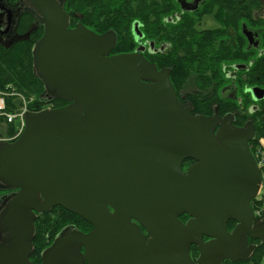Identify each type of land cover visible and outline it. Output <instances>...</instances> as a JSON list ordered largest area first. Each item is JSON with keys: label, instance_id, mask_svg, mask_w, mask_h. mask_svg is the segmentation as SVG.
<instances>
[{"label": "water", "instance_id": "1", "mask_svg": "<svg viewBox=\"0 0 264 264\" xmlns=\"http://www.w3.org/2000/svg\"><path fill=\"white\" fill-rule=\"evenodd\" d=\"M64 1L32 0L46 25L33 47L34 73L47 101L68 104L28 111L21 135L0 143V189L14 190L1 197L0 264H32L35 219L56 206L93 229H64L41 264L250 258L257 245L249 237L264 244V220L255 221L252 207L262 182L249 147L253 122L236 127L231 113L194 114L169 68L158 70L139 52L109 55L116 32L69 28ZM133 30L138 38L136 22ZM247 91L264 97L261 88ZM188 159L196 163L186 172ZM183 214L191 216L185 223ZM230 220L237 222L231 231Z\"/></svg>", "mask_w": 264, "mask_h": 264}, {"label": "trees", "instance_id": "2", "mask_svg": "<svg viewBox=\"0 0 264 264\" xmlns=\"http://www.w3.org/2000/svg\"><path fill=\"white\" fill-rule=\"evenodd\" d=\"M72 3V0L67 1V9H72ZM76 4L75 8L82 12L83 18L81 21L86 26L98 32H104L109 29L117 32L119 41L114 52L120 53L134 49L135 41L131 34V26L135 20L143 22L146 27L144 29L145 35L148 38H153V30L148 25L152 18L149 9L154 5V0H95V16H92L90 11H88L89 0H80ZM220 48L211 44L204 48L199 46L182 47V49H177L178 51H183L177 54L175 61L168 60L167 56L161 58L160 61L150 56L149 61L155 62L159 68L173 67L174 73L177 74L176 77H180V82L182 83L191 79V83L194 86L206 85L207 89H203L201 93L197 92L191 95L194 113L211 115L215 107H218V113L221 116L235 111L238 114L236 124L244 125L248 121H252L256 137H264V98L257 103L249 93L244 91L253 85V81L248 75V68L240 73L238 98H230L220 93L225 81L222 67L227 62L234 61L232 58L222 59L221 56L217 58L214 54L222 51L225 54L224 50L228 49L224 47L221 51L219 50ZM32 49L33 44L26 41L18 43L12 48H5L0 44V94L6 95L7 112L19 109L21 106L19 94L28 99H33L29 104L31 111H41L49 106L48 102L43 100L42 97L45 90L44 84L33 70ZM239 53L238 60H235V62L247 64L249 58L246 56L245 50L240 48ZM170 77L172 79V74ZM258 84L264 86V77H262L260 82L258 81ZM52 102L54 104L52 108H59L68 103L60 99H54ZM255 105L259 107V110L253 112L252 108ZM16 130L17 126L15 123H8L5 117L0 116V135H13ZM252 142L251 140L250 144ZM11 191V189H0V196ZM262 202L254 199L252 202L253 208L255 209ZM187 217V215H182L180 218L185 219ZM34 224V249L31 255L33 264L41 263L42 251L49 247L64 229L76 227L82 232H89L93 228L82 217L62 206L53 207L38 215ZM227 225L229 230H231L235 226V222L229 221ZM191 251L193 257L199 255L197 246L193 245ZM263 258L264 244L257 246L253 255L246 260H226L223 264H261Z\"/></svg>", "mask_w": 264, "mask_h": 264}, {"label": "flooded vegetation", "instance_id": "3", "mask_svg": "<svg viewBox=\"0 0 264 264\" xmlns=\"http://www.w3.org/2000/svg\"><path fill=\"white\" fill-rule=\"evenodd\" d=\"M67 1L68 0H65L63 5L66 14L70 17L69 28H75L79 23L85 25L81 21L83 18L82 12L75 8L77 6L76 3L80 0H72L73 3L71 10L67 9ZM181 1L182 0H176V2L175 0H154V5L149 9L152 18L148 25L153 30V38H148L145 35V24L140 20H135L131 26V34L135 41L134 49L117 53L114 52V48L109 55L139 52L148 60L150 56L158 61L167 56L168 60L175 61L177 54H180V52L183 51H178L177 49H182V47L199 46L204 48L208 44H211L217 46V48L221 47L219 49L221 51L222 48L225 47L228 48L224 50L225 54L223 51L214 54L217 58L221 56L222 59L232 58L234 60L232 62H227L222 67V74L225 75V81L220 91L221 95L230 98H238L237 96L240 90L239 76L241 71L243 72V70L247 68L248 75L253 81V85L249 86L247 89L258 87L264 90V86L258 84V81L260 82L262 77H264V65H262V63H264V0H185L190 4L188 7H183ZM95 5V0H89L88 11H90L92 16L96 15ZM38 11L39 10L32 0H0V44L5 48H12L16 44L26 41L32 43L34 47L35 43L45 34L46 31L45 22L40 19V13ZM75 20L76 22L74 23ZM135 22L139 27L140 36L138 38L134 35L133 30ZM86 27L89 28L88 26ZM91 30L94 31L93 29ZM109 31L115 30L109 29L104 32H94L105 34ZM118 41L117 34V43ZM240 48L245 50V54L249 58L247 64L235 62L240 55ZM153 64L157 66L158 70L163 68L170 69V76L172 74V79L171 77L170 79L177 91L179 99L184 103L192 104L191 95L197 92L201 93L203 89H207L206 85L204 86L203 84L200 87L192 85L191 79H188V81L186 80L183 83L180 82V77H176L177 74L174 73L173 67L159 68L155 62H153ZM240 65H245V67L238 68ZM247 89L244 91L249 93L252 97ZM44 99L46 101L47 97L45 96L43 100ZM259 101L256 102L258 103ZM46 102H48L49 106H54L52 101ZM258 110L259 107L256 105L252 108L253 112ZM215 113L219 115L218 107H215L213 114L211 115H214ZM229 113L234 115V126H245V124H236L238 117L237 112L232 111ZM195 163L196 160L193 159L185 160L183 163L184 171L187 172V170ZM13 192L14 190L5 195ZM183 215L188 216L185 219H181L184 223L191 218L188 214ZM234 222L236 226L237 222ZM140 228L147 238H149L146 229L143 226H140ZM209 239V237H204V241H208ZM248 243L257 246L263 245L259 239H254L252 237H249ZM82 251H84V249H82ZM197 257H193V259H196ZM85 264H88V262L86 261Z\"/></svg>", "mask_w": 264, "mask_h": 264}, {"label": "built area", "instance_id": "4", "mask_svg": "<svg viewBox=\"0 0 264 264\" xmlns=\"http://www.w3.org/2000/svg\"><path fill=\"white\" fill-rule=\"evenodd\" d=\"M6 95L0 94V116L5 117L8 123H15L17 126V130L13 135H0V143L2 142H13L15 141L22 133L25 128L26 121L25 115L29 109V104L32 102V98L28 99L23 95L19 94V98L21 100V106L19 109H16L12 112L6 111ZM253 149V155L257 161L259 168L262 171V185L261 189L264 187V137H259L254 140L251 145ZM255 218L258 220L264 219V203L259 205L255 211Z\"/></svg>", "mask_w": 264, "mask_h": 264}, {"label": "rangeland", "instance_id": "5", "mask_svg": "<svg viewBox=\"0 0 264 264\" xmlns=\"http://www.w3.org/2000/svg\"><path fill=\"white\" fill-rule=\"evenodd\" d=\"M44 97H45V96H43V98H44ZM44 100H45V99H44ZM2 196H3V195L0 196V203H1V197H2ZM257 199H258V200H263V202H264V187H263V189H262V194L258 195V196H257ZM261 264H264V258H263Z\"/></svg>", "mask_w": 264, "mask_h": 264}]
</instances>
